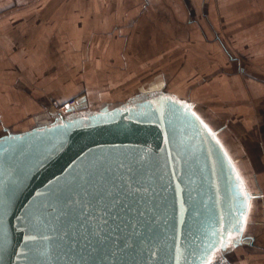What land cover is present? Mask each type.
<instances>
[{
  "label": "water",
  "instance_id": "95a60500",
  "mask_svg": "<svg viewBox=\"0 0 264 264\" xmlns=\"http://www.w3.org/2000/svg\"><path fill=\"white\" fill-rule=\"evenodd\" d=\"M78 104L0 135V264H203L239 216L241 180L254 197L218 130L163 89Z\"/></svg>",
  "mask_w": 264,
  "mask_h": 264
},
{
  "label": "crops",
  "instance_id": "0c3cea01",
  "mask_svg": "<svg viewBox=\"0 0 264 264\" xmlns=\"http://www.w3.org/2000/svg\"><path fill=\"white\" fill-rule=\"evenodd\" d=\"M244 20L248 21L244 23ZM234 24L237 27L233 30ZM229 27L235 35H250L251 50L256 52L257 58L263 56L264 0H0V135L7 128L22 132L48 122L42 106L46 105V78L43 81L36 77L42 80L36 83L45 85L42 88L45 95L38 88L33 90L29 82L44 72L46 63H89L91 77H97L100 70H105L100 63H108L110 70L105 71L112 74L110 77L119 79L128 76L120 73L121 63H134L137 69L135 63H179L181 71L175 73L170 87L168 77L174 73L168 76L160 67L137 82L131 81L133 86L117 94L110 93L103 83L88 87L87 91L101 92L103 104L96 105L100 108L125 101L139 92L163 89L193 102L209 124L212 121L209 119V122L195 106L194 90L187 93L184 89L188 88L191 79L188 71L208 67L221 70L226 66L224 73L230 77L223 75L207 88L214 87L221 98L239 97L238 103L231 107L244 118L251 117L250 123L240 120L232 125L229 122L241 144L239 148L248 163L250 176L240 169L241 162L239 166L223 143L254 195L251 207L257 194L263 193L259 197L264 213V170L260 168L264 165V77L246 71L224 31ZM195 41L202 47L201 54L200 51H189ZM232 62L237 63V68ZM47 83H58V86L63 83V88L51 91L58 101H67L83 90L82 83L77 84L73 79L66 83L58 79ZM27 87L33 95L24 90ZM87 96L83 93L79 100H87ZM249 97L254 98L253 104H248ZM28 113L29 121L16 125V121L28 117ZM224 127H221L223 135L226 134ZM215 129L219 133V128ZM250 211L251 208L249 214ZM263 221L259 220L260 223ZM245 234L252 236L246 230ZM254 241L256 243V238L238 248L249 249ZM229 263L264 264V254L239 257Z\"/></svg>",
  "mask_w": 264,
  "mask_h": 264
},
{
  "label": "rangeland",
  "instance_id": "374dc122",
  "mask_svg": "<svg viewBox=\"0 0 264 264\" xmlns=\"http://www.w3.org/2000/svg\"><path fill=\"white\" fill-rule=\"evenodd\" d=\"M247 21L248 20H244V23H246ZM235 27H237V25L235 24L232 25L233 30L235 29ZM233 30H231L230 27L228 30L224 29V31H226V35L229 37V40L231 41L230 44L234 47L233 49L236 50L235 53H238V56L240 57V62L243 64V66L245 65L244 67H246L247 72L264 77V69H263L264 68V54L263 56L261 55L257 58L255 55L256 52L251 50L250 35L247 34L248 36H245V35L238 36L234 34ZM231 34L232 36H230ZM189 51H192V52L200 51V54H201L202 47L198 46L197 42L195 41V43H193V45L189 47ZM227 63H229V61ZM232 63H235L234 65L237 68V63L236 62H232ZM135 64L139 67V69L134 68V63H128L127 65L121 63L119 65L120 73L124 72L128 74V76L126 75L127 76L126 78L119 79L116 76L110 77V75L112 74L108 73V71H105L106 69L110 70V66L108 65V63H105V64L100 63L101 67H103V69L105 70H100L98 72L99 75L97 76L96 74L97 77H91L92 75L89 76L88 73L91 69L89 66V63H85V64L84 63H46V68L44 72H42L43 74L40 73L38 74L39 76L38 75L34 76L33 79L29 80V82L31 83L29 84L33 88V90L35 88L36 89L38 88L37 90L41 91L43 95H45L44 91H42V88L44 89L45 85L43 83L42 85H40V83H36V81L37 80L44 81L46 78V105L43 104L42 106H44L43 110H46V115H47L46 120L50 121L55 116L58 115L57 114L58 110L65 102L71 101V100L73 101L77 99H78V103L82 102V101H79V98L83 93L84 94L86 93L87 95H89L87 96V100L85 99V101L87 102L86 108L98 109L99 106H96V105L103 104L100 100L101 92L96 93L97 91L96 92L94 91L92 93H88L89 91H87L88 87H93L97 83H103L105 89L107 88L110 91V93L116 92L115 94H117V93H120L119 92L120 90L124 91L125 89L127 90L129 86H133L134 83L131 81L134 80L135 82H137V79L144 78L145 76H148L150 72H155L156 69L162 67L165 73L168 74V76H171L174 73L171 77H168L169 82H170L168 87H170L172 86V83L174 81L173 79H174L175 73H177L178 70L181 71V67L179 66V63H162L158 65H155L154 63H135ZM43 66H45V64ZM225 68L227 67L224 66L222 67L221 70L220 69L217 70L214 67L200 68L199 70L197 69L195 71L194 69H190L188 71L190 72V76H191L190 82H188L189 86L188 88L186 87L184 89H187L186 90L187 93H190L192 90H194L193 91L194 96H197L195 98L196 100L195 106L205 118L207 117V120L210 119L212 121L211 122L209 120V122L213 123L212 125L215 128H219V133H220L219 137L220 136L222 137L220 139L223 140L222 142L226 143L231 153H233V156H235V159L237 160L238 164L241 162L242 165L240 166L239 164L240 169H242L244 173H247V175L250 176V173L248 172V165H247L248 163L246 161V158L244 160L245 156L243 155V151L241 150V148H239L241 147V144L238 140H236L235 134L233 133V130L231 126L229 125V122H231L232 125L235 124V122H240V120H244L247 123H250L251 117L248 116L244 118L243 116H241L242 114L235 111L231 107L234 103L236 102L238 103L237 99L239 97L234 99L235 95L233 98L230 97L233 95H230V96H227L226 98H221L217 94V91L215 90L214 87L213 89L207 88V86L213 83L214 80H217L218 78H221L223 75H226L224 73ZM231 68L232 67H228V69H231ZM236 68H235V71H236ZM36 77H40L42 78V80ZM57 79L65 83L66 81L73 79L77 84L82 83L83 90L80 93H77V94H74V96H71L67 101H58L57 99L53 98L51 91L53 90L55 91L56 90L55 88L57 87L63 88V83L59 84V86L57 85L58 83L52 84V85H48L47 83L49 81V84H51L55 80L57 81ZM114 86H120V87L118 89H115ZM24 90L28 92V95L29 94L33 95L32 91H30L28 87L25 88ZM122 94L124 96L127 94V92L125 94L124 93ZM205 94H208V95H205ZM253 99H254L253 97L252 98L249 97L247 99V101L249 102L248 104L250 103L253 104L252 102ZM27 116L29 117L30 113H28ZM28 117L19 118L18 121H16V125H21L20 124L21 122L27 123L30 119V117L29 118ZM223 125H225L224 131L226 132V134L224 133V135L221 133V131H223V129L221 130V127ZM249 126L251 125L249 124ZM260 168L264 170V165L260 166ZM260 193L261 192H259V194L256 193L258 197H255L253 200V204H252L251 211L249 214L250 219L246 227V233H251L252 238H254L251 240H255L256 238V243L254 241V243L251 244V246L253 247L249 246L250 247L249 249L244 248L243 246L242 248H238L239 246H237L234 249H232L230 252L226 254L227 263L235 262L237 258L239 257L244 258L247 255H253V254L255 255L256 253L258 254L261 253V256H263L264 254V221H263L264 213L261 211L262 203H260L261 202V198L259 197ZM262 194L263 193H261V195ZM259 220L263 221V223H260ZM247 243H250V242H247Z\"/></svg>",
  "mask_w": 264,
  "mask_h": 264
},
{
  "label": "snow or ice",
  "instance_id": "6c2138e0",
  "mask_svg": "<svg viewBox=\"0 0 264 264\" xmlns=\"http://www.w3.org/2000/svg\"><path fill=\"white\" fill-rule=\"evenodd\" d=\"M177 103H179V101H177ZM192 116L196 117L197 120H200V118L196 116V113L193 112ZM262 119H264V117H262ZM200 124L203 125L205 130L208 131L209 135H212L213 138H215L212 130L208 127L207 124L204 123L203 120H200ZM216 142L219 143L218 140ZM225 155H227V153H225ZM236 179L241 180L238 173L236 175ZM239 187V195L243 197V202L240 205L239 216H237L235 222L230 225V229L228 231L225 232L222 230L218 234L219 239H214L207 245V249H209L210 251L205 252V259L203 261V264H214V262L215 264H227L226 261H223L222 258L218 256V253L225 250L234 249L237 244L241 242L238 239V236L244 233L246 225L249 222L248 210H250L251 205L246 203L249 197L244 189L242 180ZM2 212L3 209L0 208V213ZM0 223H2V220H0ZM213 236H217V233H213ZM25 239L27 241L30 238L26 237Z\"/></svg>",
  "mask_w": 264,
  "mask_h": 264
},
{
  "label": "built area",
  "instance_id": "2783aa9c",
  "mask_svg": "<svg viewBox=\"0 0 264 264\" xmlns=\"http://www.w3.org/2000/svg\"><path fill=\"white\" fill-rule=\"evenodd\" d=\"M77 104H78L77 100L67 101L60 107L57 114L62 116H67L76 113L79 110V108L75 106Z\"/></svg>",
  "mask_w": 264,
  "mask_h": 264
},
{
  "label": "bare ground",
  "instance_id": "6f19581e",
  "mask_svg": "<svg viewBox=\"0 0 264 264\" xmlns=\"http://www.w3.org/2000/svg\"><path fill=\"white\" fill-rule=\"evenodd\" d=\"M77 103H78V99H77ZM79 104L75 105L76 107H78Z\"/></svg>",
  "mask_w": 264,
  "mask_h": 264
}]
</instances>
